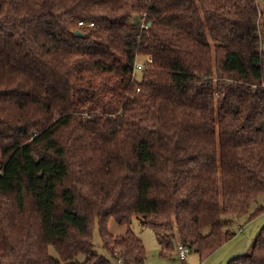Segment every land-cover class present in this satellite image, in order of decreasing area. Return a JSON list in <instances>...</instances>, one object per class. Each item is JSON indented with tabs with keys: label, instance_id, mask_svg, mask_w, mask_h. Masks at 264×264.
Masks as SVG:
<instances>
[{
	"label": "trees",
	"instance_id": "16d2710c",
	"mask_svg": "<svg viewBox=\"0 0 264 264\" xmlns=\"http://www.w3.org/2000/svg\"><path fill=\"white\" fill-rule=\"evenodd\" d=\"M257 2L0 0V264H110L96 224L145 264L134 219L206 259L264 211ZM228 264H264V228Z\"/></svg>",
	"mask_w": 264,
	"mask_h": 264
},
{
	"label": "rangeland",
	"instance_id": "374dc122",
	"mask_svg": "<svg viewBox=\"0 0 264 264\" xmlns=\"http://www.w3.org/2000/svg\"><path fill=\"white\" fill-rule=\"evenodd\" d=\"M257 4L260 11L259 14L264 12V2L263 0H258ZM141 63L146 65L151 63L150 57L140 58ZM142 75L139 74L141 80ZM138 91V90H137ZM1 159V158H0ZM264 206V196L260 197L256 203L251 206V211H255L257 208ZM247 216H235V217H224V229H231L236 232V236L225 242L219 249H217L213 254L208 258L202 259L198 252L192 251L186 261H183L179 257L178 249H175L167 256H164L162 253V246L159 243L155 232L152 228L145 225L141 220L134 219L131 225L132 231L143 241L146 248V260L145 264H228L232 259L240 257L246 254L257 235L264 228V211L258 216L254 217L252 220L247 221ZM109 230L116 236H122L126 228L120 226L111 220L109 223ZM94 240V253L104 256L110 264H121L118 257V253L110 254L108 253L102 244V239L100 237L99 227L96 224L93 232ZM87 259L86 255L77 256L74 261L84 262Z\"/></svg>",
	"mask_w": 264,
	"mask_h": 264
},
{
	"label": "built area",
	"instance_id": "2783aa9c",
	"mask_svg": "<svg viewBox=\"0 0 264 264\" xmlns=\"http://www.w3.org/2000/svg\"><path fill=\"white\" fill-rule=\"evenodd\" d=\"M141 24H142L141 27L143 29H146V30H148L149 27L151 26V24L150 23H146L145 20H143ZM79 25L80 26H85L83 22H80ZM92 25L93 24H91L90 26H92ZM150 61H151V59H150ZM144 66L145 65L143 63L138 62L137 65H136V68H137L138 71H140V70L143 69ZM138 91H139V89H138ZM190 253H191V250L189 248L185 247L184 245H180L179 246V257H180L181 260L186 261L187 258H188V255Z\"/></svg>",
	"mask_w": 264,
	"mask_h": 264
},
{
	"label": "water",
	"instance_id": "95a60500",
	"mask_svg": "<svg viewBox=\"0 0 264 264\" xmlns=\"http://www.w3.org/2000/svg\"><path fill=\"white\" fill-rule=\"evenodd\" d=\"M263 2H264V0H263ZM75 35H76V36H83V33H82L81 31L78 30V31L75 32Z\"/></svg>",
	"mask_w": 264,
	"mask_h": 264
}]
</instances>
